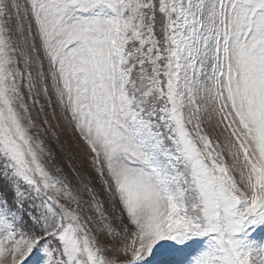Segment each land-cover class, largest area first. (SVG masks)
<instances>
[{"label": "snow or ice", "instance_id": "6c2138e0", "mask_svg": "<svg viewBox=\"0 0 264 264\" xmlns=\"http://www.w3.org/2000/svg\"><path fill=\"white\" fill-rule=\"evenodd\" d=\"M0 264H264V0H0Z\"/></svg>", "mask_w": 264, "mask_h": 264}, {"label": "rangeland", "instance_id": "374dc122", "mask_svg": "<svg viewBox=\"0 0 264 264\" xmlns=\"http://www.w3.org/2000/svg\"><path fill=\"white\" fill-rule=\"evenodd\" d=\"M59 115V114H58ZM61 129H59V133L61 135V138H65V137H70L71 136V131L68 128L67 124L63 121V119L61 118ZM55 123V122H53Z\"/></svg>", "mask_w": 264, "mask_h": 264}]
</instances>
